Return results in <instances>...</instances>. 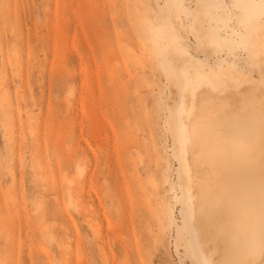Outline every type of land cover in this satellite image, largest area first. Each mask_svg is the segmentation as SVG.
I'll use <instances>...</instances> for the list:
<instances>
[{
	"label": "rangeland",
	"instance_id": "obj_1",
	"mask_svg": "<svg viewBox=\"0 0 264 264\" xmlns=\"http://www.w3.org/2000/svg\"><path fill=\"white\" fill-rule=\"evenodd\" d=\"M182 1L191 17L180 0H0V264H194L175 240L180 69L258 77L248 38L264 37V0ZM252 93L203 88L191 120ZM200 149L192 139L194 189Z\"/></svg>",
	"mask_w": 264,
	"mask_h": 264
},
{
	"label": "bare ground",
	"instance_id": "obj_2",
	"mask_svg": "<svg viewBox=\"0 0 264 264\" xmlns=\"http://www.w3.org/2000/svg\"><path fill=\"white\" fill-rule=\"evenodd\" d=\"M178 6L191 17L182 0ZM207 8L208 3L201 4L202 13ZM248 44L254 47L256 64L264 68V37L256 44L251 35ZM162 65L167 72L170 62L164 60ZM190 67V74L186 67L180 69L179 101L170 124L187 182L175 240L194 264H264L263 94L252 93L241 110L206 115L207 122L191 120L197 91L206 88L225 94L247 82L264 89V72L260 70L258 77L241 70L229 73L220 65L211 68L199 60ZM228 104L221 99L211 107L219 111ZM192 139L198 140L207 165L195 189L189 162ZM74 207L69 208L74 211Z\"/></svg>",
	"mask_w": 264,
	"mask_h": 264
}]
</instances>
